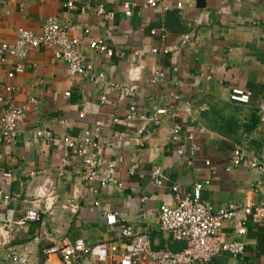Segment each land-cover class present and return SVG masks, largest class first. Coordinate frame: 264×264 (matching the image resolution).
I'll return each instance as SVG.
<instances>
[{"label":"crops","instance_id":"1","mask_svg":"<svg viewBox=\"0 0 264 264\" xmlns=\"http://www.w3.org/2000/svg\"><path fill=\"white\" fill-rule=\"evenodd\" d=\"M126 1L71 0L73 8L68 9L65 0H0V44L12 45L19 27L40 32L52 20L79 40V52L93 64L94 73L103 74L99 84L72 76L62 60L42 49L30 51L23 61L10 58L0 65L4 106L28 107L17 145L0 147V173L12 174L11 183L0 188V219L15 220L40 204V221L13 238L14 244L29 248L32 264H42L43 253L63 240L80 239L88 247L116 243L126 225L147 234L153 250H182L184 244L162 232L157 219L160 206L174 203L172 186L189 191L208 181L201 200L213 208L247 206L264 195V171L245 164L251 159L264 162V124L256 117V105L264 100V0H156V8L137 0L129 17L124 14ZM100 3L103 15L97 13ZM96 40H103L112 56L91 51L89 42ZM19 63L23 73L7 79ZM159 71L164 77L153 80ZM126 83L138 87L135 98L113 88ZM5 84L14 88L11 95L4 92ZM233 88L251 93L248 104L229 100ZM102 97L106 102L100 105ZM32 99L37 103L30 104ZM130 106L145 120L124 124ZM153 107L174 117L160 116L155 124ZM62 119L66 126L59 124ZM175 122L197 145L191 164L178 158L170 140ZM96 125L103 133L98 155L100 176L107 179L104 187L83 180L76 160L60 164L62 136ZM143 127H151L152 136L139 148L131 139ZM43 131H50L53 140L37 135ZM235 153L241 163L228 172ZM107 164L113 166L110 171ZM152 172L161 176L160 188L150 181ZM109 213L117 214L111 227L105 221ZM235 226L225 225L227 240L238 239ZM258 227L264 228V221L247 225L242 260L222 254L208 264H264V254L255 251L256 239L250 237ZM7 258L0 248V264H8Z\"/></svg>","mask_w":264,"mask_h":264},{"label":"built area","instance_id":"2","mask_svg":"<svg viewBox=\"0 0 264 264\" xmlns=\"http://www.w3.org/2000/svg\"><path fill=\"white\" fill-rule=\"evenodd\" d=\"M137 0H129L124 4V14L131 16L132 8ZM145 5L149 8L158 6L156 0H146ZM64 6L73 8L71 0H65ZM181 8V4H177ZM97 13L104 14L103 4L98 6ZM151 35L156 32L152 30ZM165 30L161 29V38H165ZM79 40L70 38L67 33L61 30L55 22L48 20L42 26L40 32H34L23 27L16 30L15 41L12 45L0 44V65L13 58L23 61L32 50L49 51L56 59L62 60L72 76H87L93 84H99L103 79V74L94 73V66L78 50ZM91 51L112 56L111 50L103 40L89 42ZM153 53L158 52L156 49ZM168 53L167 49L163 50ZM24 65L20 63L7 72V79H12L24 71ZM175 71V70H174ZM163 72H156L153 80L163 78ZM6 94L11 95L14 88L10 84L3 85ZM113 88L122 96L135 98L138 87L133 84L114 85ZM65 97L69 94L65 93ZM251 93L233 88L229 93V100L236 104H248ZM177 99V97H175ZM30 104H36L32 99ZM106 102V98H100V105ZM4 98L0 95V147L4 144L15 147L20 136V125L25 119L28 111L26 106H4ZM256 117L260 124H264V100L256 105ZM151 119L155 124L159 123L160 116L174 117L165 110L153 107ZM186 112H188L186 110ZM82 117V115H81ZM145 120L136 110L135 106H130L123 118V123L130 126L135 120ZM113 122H118L114 119ZM66 120H60V125L66 126ZM46 141H52L53 135L50 131L38 132ZM138 138H132L131 143L139 148L144 147L152 136L151 127L141 128L137 134ZM102 128L99 125L82 130L78 135L65 134L62 136V157L61 167L68 165L70 159L80 163L78 175L86 182L99 181L104 187L107 179L100 176V166L102 161L98 155L101 150ZM170 140L176 145V154L180 160H185L191 164L197 152V145L191 133L183 135L182 127L176 122L172 124ZM121 141V140H120ZM118 148L117 145H112ZM231 166L226 168L230 171L232 167L241 163L238 153L234 154ZM246 166L251 169L264 171V162L254 159L247 160ZM111 170L112 164H107ZM209 165V162H205ZM133 170H128V175H133ZM12 174L9 171L0 173V188L10 184ZM150 181L158 188L162 186V178L158 172H152ZM209 184L195 183L191 190L181 191L178 186L170 188L173 195V205H162L158 208L157 219L159 229L171 236L175 242L184 244V248L178 252L168 250L156 251L151 247V241L147 234L135 232L131 226H123L119 231L118 242L98 243L94 246H87L80 239L74 241L63 240L55 247L43 253L42 264H83L86 261H93L97 264H208L212 259L222 254H227L233 259L242 260L246 250L245 235L247 225H258L264 221V195L258 202H251L247 206L229 205L227 207L213 208L204 204L201 200L202 190ZM121 187V185H119ZM93 193H96L93 191ZM9 197L5 196L4 200ZM98 206V202H94ZM39 203H34L30 208L24 210L21 216L15 220L0 219V248L7 252L8 264H32L30 250L26 245L13 243L14 234L25 230L29 224L39 222L41 211ZM116 213H109L105 216L107 226H114ZM236 222L235 234L238 239L227 240L223 229L227 223Z\"/></svg>","mask_w":264,"mask_h":264},{"label":"trees","instance_id":"3","mask_svg":"<svg viewBox=\"0 0 264 264\" xmlns=\"http://www.w3.org/2000/svg\"><path fill=\"white\" fill-rule=\"evenodd\" d=\"M263 227H258L255 232L250 234L251 239H256L255 251L258 254H264V235H263Z\"/></svg>","mask_w":264,"mask_h":264}]
</instances>
